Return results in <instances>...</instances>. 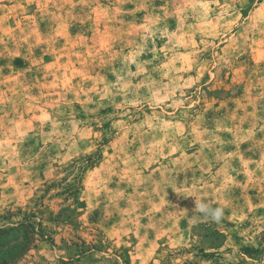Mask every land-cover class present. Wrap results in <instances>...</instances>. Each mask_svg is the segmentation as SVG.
Here are the masks:
<instances>
[{
	"label": "rangeland",
	"instance_id": "obj_1",
	"mask_svg": "<svg viewBox=\"0 0 264 264\" xmlns=\"http://www.w3.org/2000/svg\"><path fill=\"white\" fill-rule=\"evenodd\" d=\"M0 264H264V0H0Z\"/></svg>",
	"mask_w": 264,
	"mask_h": 264
},
{
	"label": "clouds",
	"instance_id": "obj_2",
	"mask_svg": "<svg viewBox=\"0 0 264 264\" xmlns=\"http://www.w3.org/2000/svg\"><path fill=\"white\" fill-rule=\"evenodd\" d=\"M196 210L208 217L212 221L219 223L223 217L224 210L222 207H212L204 201H194Z\"/></svg>",
	"mask_w": 264,
	"mask_h": 264
}]
</instances>
